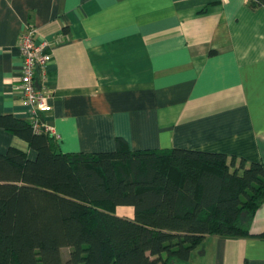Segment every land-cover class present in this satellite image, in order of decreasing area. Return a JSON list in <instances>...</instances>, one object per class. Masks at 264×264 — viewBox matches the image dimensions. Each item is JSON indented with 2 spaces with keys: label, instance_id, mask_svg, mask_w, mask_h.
I'll return each instance as SVG.
<instances>
[{
  "label": "crops",
  "instance_id": "0c3cea01",
  "mask_svg": "<svg viewBox=\"0 0 264 264\" xmlns=\"http://www.w3.org/2000/svg\"><path fill=\"white\" fill-rule=\"evenodd\" d=\"M36 29L57 152L183 149L264 164V7L249 0H0V115L30 120L19 37ZM38 77V76H37ZM40 86V77L36 78ZM36 152L0 128V153ZM131 207L115 215L133 219ZM250 237L207 236L187 264H264Z\"/></svg>",
  "mask_w": 264,
  "mask_h": 264
},
{
  "label": "trees",
  "instance_id": "16d2710c",
  "mask_svg": "<svg viewBox=\"0 0 264 264\" xmlns=\"http://www.w3.org/2000/svg\"><path fill=\"white\" fill-rule=\"evenodd\" d=\"M0 128L36 152L35 160L14 148L0 153V264H187L207 236L250 237L264 204L261 163L132 152L122 138L113 152L65 154L28 121L0 115ZM117 207H131L133 219Z\"/></svg>",
  "mask_w": 264,
  "mask_h": 264
},
{
  "label": "built area",
  "instance_id": "2783aa9c",
  "mask_svg": "<svg viewBox=\"0 0 264 264\" xmlns=\"http://www.w3.org/2000/svg\"><path fill=\"white\" fill-rule=\"evenodd\" d=\"M36 29L33 25H25L19 40L18 48L21 55V76L16 86L22 100L29 110L30 124L36 133L45 132L54 135L53 131L43 122V116L51 111L50 93L46 88L45 66L51 56L41 52V46L35 44ZM40 77V86L36 78Z\"/></svg>",
  "mask_w": 264,
  "mask_h": 264
},
{
  "label": "rangeland",
  "instance_id": "374dc122",
  "mask_svg": "<svg viewBox=\"0 0 264 264\" xmlns=\"http://www.w3.org/2000/svg\"><path fill=\"white\" fill-rule=\"evenodd\" d=\"M197 248H199V246H198ZM195 250H196V249H195ZM195 250H194V251H195ZM68 253H69V249H67V248L62 249L61 254H62V258H63L64 261H65L66 258L68 257Z\"/></svg>",
  "mask_w": 264,
  "mask_h": 264
}]
</instances>
